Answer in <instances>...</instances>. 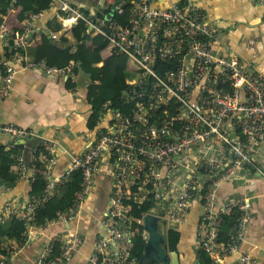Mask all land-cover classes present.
I'll use <instances>...</instances> for the list:
<instances>
[{"label":"built area","instance_id":"built-area-1","mask_svg":"<svg viewBox=\"0 0 264 264\" xmlns=\"http://www.w3.org/2000/svg\"><path fill=\"white\" fill-rule=\"evenodd\" d=\"M250 1L264 6V0ZM50 6L58 8L62 25L58 33L48 31L46 35L51 39L84 27L91 36L105 38L109 59L120 57L130 66L133 76L127 80L123 99L134 103V107L129 113L108 109V127L73 158L67 172L58 178L51 177L55 158L51 144L45 143L49 157L42 195L31 197L23 206L6 203L0 210L1 223L19 219L26 227L17 245L5 246L1 264H10L21 250L38 207L53 197L73 172H80L82 183L74 190L75 206L55 218L71 220L104 164H108L105 171L111 176L112 193L102 222L104 234L96 241L87 264H137L139 260L131 255L134 240L147 242L149 238L141 225L142 218L154 214L166 219L169 228H175L196 200L203 204L199 244L213 264L224 262L238 251L248 212L245 203L218 206L216 190L221 182L236 177L243 166L256 167V148L264 144V75L253 62L215 50L219 30L209 22L206 9L199 3L163 10L154 8L151 0H123L113 12L111 4L105 3L103 13L68 0H50ZM18 9V1L13 0L2 14H18ZM43 13H28L16 28L0 24L4 43V53L0 54V101L10 94L17 72L13 64L43 71L49 77L73 76V63L59 68L44 59L31 62L26 55L33 44L34 22ZM0 134L16 140L43 139L6 124H0ZM18 164L23 165L22 158ZM205 184L207 190L201 197ZM8 190L0 184V195ZM148 199L156 205L154 212L132 219V204ZM233 208H238L240 215L226 247L218 243V238L222 217ZM83 241L75 232L53 238L39 264H67ZM234 264L254 263L249 255H241Z\"/></svg>","mask_w":264,"mask_h":264},{"label":"crops","instance_id":"crops-1","mask_svg":"<svg viewBox=\"0 0 264 264\" xmlns=\"http://www.w3.org/2000/svg\"><path fill=\"white\" fill-rule=\"evenodd\" d=\"M68 1L87 7L94 13L105 10L101 6L102 0ZM122 1L107 0L106 6L111 4L112 8L114 3L120 4ZM187 3L201 4L206 9L209 22L216 24L219 32L214 45L218 53L240 58L246 63L253 62L264 75V6L253 4L250 0H151L154 8L163 10ZM59 17L58 8H50L34 22L33 44L26 50L29 61L44 59L49 64H57L59 50L51 42L50 35L46 34L49 31L48 23L54 19L60 22ZM0 19L13 28L20 22L17 13L4 17L0 12ZM43 35H46L45 38ZM3 53L4 43L0 35V54ZM104 58L109 59L106 51ZM104 62L95 67H102ZM13 66L17 72L10 94L0 101V124L17 126L43 139L32 137L23 143L22 140L0 134V160L7 161V152L14 149L16 144L24 145L21 149L23 165H17L20 176L14 188L0 195V210L9 202L23 206L31 200L35 175L31 165L36 156L34 139L39 140L43 147L46 142L51 144L55 158L51 177L54 179L64 175L73 158L80 156L110 124L106 113L98 123L91 125L95 107L88 99L85 77L74 74L69 78L65 75L49 77L43 71L22 69L19 63ZM254 159L256 167L243 166L236 177L221 182L216 190L218 206L230 202L245 203L248 212L247 226L238 251L221 264H234L241 255H249L254 264H264V144L256 148ZM107 166L103 165L75 216L71 220L54 219L44 228L31 226L21 250L12 257L10 264H39L41 254L50 241L68 232L78 233L84 241L67 264H87L96 241L105 231L102 222L108 212L112 193L111 176L105 171ZM202 214V202L193 201L185 220L176 225L181 232L178 251L182 264H199L198 251L201 246L197 232Z\"/></svg>","mask_w":264,"mask_h":264},{"label":"trees","instance_id":"trees-1","mask_svg":"<svg viewBox=\"0 0 264 264\" xmlns=\"http://www.w3.org/2000/svg\"><path fill=\"white\" fill-rule=\"evenodd\" d=\"M17 1L19 8L18 21L20 22L26 18L28 13H41L51 8L50 0ZM12 2L13 0H0V12L7 11ZM1 23L2 19H0ZM61 28L62 25L56 19L48 23V29L51 32L58 33ZM51 42L59 50V60L54 66L64 68L73 63V74L87 79L88 99L95 107L91 125L98 123L102 115L108 112V109L122 113H129L133 109L134 103H127L123 99V94L127 89V80L133 76L128 69L130 66L120 57L105 60L104 51L107 44L104 37H93L84 27H77L71 32L59 34ZM102 62H104L102 67H95L96 64ZM32 142L36 150V156L31 165L35 170L31 197H40L46 185L44 167L49 154L39 140L34 139ZM23 148L24 145L16 144L14 149L7 152V161L0 160V184L9 189L15 187L20 176L18 160L22 158L21 149ZM81 183V173L73 172L59 187L56 194L38 207L33 218V226L44 228L56 218L57 214L70 212L76 204L74 190ZM206 190L207 184L203 187L201 197L204 196ZM155 207L156 205L149 199L142 204H132L129 216L134 220L141 219L144 214L154 212ZM239 215L238 208H233L228 214L223 215L218 238L219 244L229 246ZM25 231V224L19 219H10L4 223L0 222V264L5 246L19 242V237L23 236ZM180 241L181 232L179 228L170 229V251H178ZM145 243L144 240L136 238L131 255L139 260ZM57 250H60L59 246ZM198 262L199 264H213L209 254L202 248L198 251Z\"/></svg>","mask_w":264,"mask_h":264},{"label":"water","instance_id":"water-1","mask_svg":"<svg viewBox=\"0 0 264 264\" xmlns=\"http://www.w3.org/2000/svg\"><path fill=\"white\" fill-rule=\"evenodd\" d=\"M107 0H102L105 6ZM117 3L112 5V12ZM26 143V140H22ZM142 227L148 232L149 238L143 248L142 256L137 264H182L179 251L169 249V223L166 219L154 214L142 218Z\"/></svg>","mask_w":264,"mask_h":264},{"label":"rangeland","instance_id":"rangeland-1","mask_svg":"<svg viewBox=\"0 0 264 264\" xmlns=\"http://www.w3.org/2000/svg\"><path fill=\"white\" fill-rule=\"evenodd\" d=\"M171 227V226H170Z\"/></svg>","mask_w":264,"mask_h":264}]
</instances>
